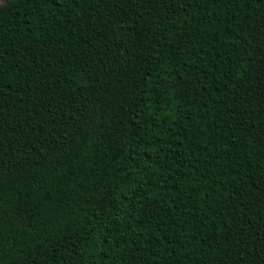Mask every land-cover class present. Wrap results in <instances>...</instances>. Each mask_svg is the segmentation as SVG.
<instances>
[{
    "label": "trees",
    "instance_id": "1",
    "mask_svg": "<svg viewBox=\"0 0 264 264\" xmlns=\"http://www.w3.org/2000/svg\"><path fill=\"white\" fill-rule=\"evenodd\" d=\"M0 264H264V0H2Z\"/></svg>",
    "mask_w": 264,
    "mask_h": 264
},
{
    "label": "rangeland",
    "instance_id": "2",
    "mask_svg": "<svg viewBox=\"0 0 264 264\" xmlns=\"http://www.w3.org/2000/svg\"><path fill=\"white\" fill-rule=\"evenodd\" d=\"M2 2V0H0V3Z\"/></svg>",
    "mask_w": 264,
    "mask_h": 264
}]
</instances>
